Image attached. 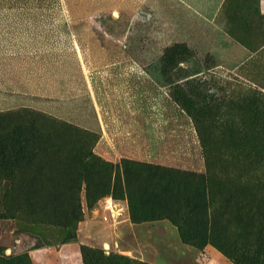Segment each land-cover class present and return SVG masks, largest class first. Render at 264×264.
<instances>
[{"label": "rangeland", "instance_id": "374dc122", "mask_svg": "<svg viewBox=\"0 0 264 264\" xmlns=\"http://www.w3.org/2000/svg\"><path fill=\"white\" fill-rule=\"evenodd\" d=\"M102 67L147 89L153 130L204 160L196 245L264 264V0H0V264H152L78 235L102 196L131 215L121 173L87 169L89 151L120 160L92 97ZM110 178L88 200L85 180Z\"/></svg>", "mask_w": 264, "mask_h": 264}, {"label": "crops", "instance_id": "0c3cea01", "mask_svg": "<svg viewBox=\"0 0 264 264\" xmlns=\"http://www.w3.org/2000/svg\"><path fill=\"white\" fill-rule=\"evenodd\" d=\"M89 81L103 139L116 158L205 171V162L198 154L186 147L179 150L170 141L168 131L153 130L155 117L146 116V110L137 106L141 101L144 103L147 89H135L128 73L116 77L102 67ZM158 118V122H165L164 117ZM122 207L124 215L105 222L98 204L80 222L79 237L88 244L109 245L113 250L152 264H223V257L213 247L200 248L186 243L178 226L169 219L135 222L128 212V204L122 203ZM88 222L89 225L85 224Z\"/></svg>", "mask_w": 264, "mask_h": 264}, {"label": "trees", "instance_id": "16d2710c", "mask_svg": "<svg viewBox=\"0 0 264 264\" xmlns=\"http://www.w3.org/2000/svg\"><path fill=\"white\" fill-rule=\"evenodd\" d=\"M86 158L89 172L98 173L103 169L109 177L118 173L124 177L133 221L169 219L178 226L186 243L198 247L196 244H200L201 239L188 235L185 227L192 228L198 210L206 209L209 205L211 189L206 173L125 158L113 163L100 158L93 151L87 152ZM111 183L112 178L107 186L92 179L85 180L88 200L95 204L100 193L108 190ZM76 237L75 233L67 239Z\"/></svg>", "mask_w": 264, "mask_h": 264}, {"label": "built area", "instance_id": "2783aa9c", "mask_svg": "<svg viewBox=\"0 0 264 264\" xmlns=\"http://www.w3.org/2000/svg\"><path fill=\"white\" fill-rule=\"evenodd\" d=\"M122 203L127 205L123 199L114 198L111 195H106L100 200L101 218L105 222L115 221L125 214V209L122 207Z\"/></svg>", "mask_w": 264, "mask_h": 264}]
</instances>
